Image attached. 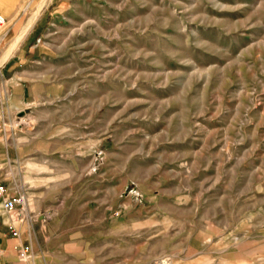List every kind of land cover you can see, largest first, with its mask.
I'll list each match as a JSON object with an SVG mask.
<instances>
[{
  "label": "rangeland",
  "instance_id": "1",
  "mask_svg": "<svg viewBox=\"0 0 264 264\" xmlns=\"http://www.w3.org/2000/svg\"><path fill=\"white\" fill-rule=\"evenodd\" d=\"M34 13L28 107L52 112L26 123L53 146L7 184L41 235L82 240L37 247H64L56 264H264V0H0V65Z\"/></svg>",
  "mask_w": 264,
  "mask_h": 264
},
{
  "label": "crops",
  "instance_id": "2",
  "mask_svg": "<svg viewBox=\"0 0 264 264\" xmlns=\"http://www.w3.org/2000/svg\"><path fill=\"white\" fill-rule=\"evenodd\" d=\"M43 32L44 29L40 21H37L18 47L11 51V55L1 65L9 92L7 107H0V180L6 184L16 180L15 170L21 171L23 164H25V167L28 164L34 166L31 160H23L22 152L27 154L30 153V149L53 146L52 136L41 139L36 131H32L33 125L26 123L29 117L35 119L38 115H49L52 112L49 109L41 110L28 107L36 95L37 86L34 79L40 73L35 65L38 56L36 41ZM83 136L85 137V134ZM86 138H89L88 134ZM20 189H22L21 186ZM31 212L27 208L24 220L20 218L13 221L14 227L19 231L18 238L11 236L8 229L10 222L6 216H2L3 225L0 226L2 256L0 264H56L59 256L65 254L64 247L56 246L49 251H44L37 247L40 242L43 244L68 245L82 241L79 235L74 234V231L68 228L64 230L58 227L54 234L41 235L44 221L39 217H35ZM99 214L98 211V216L92 215L87 219L100 221ZM60 218L67 221L75 219V217L64 216ZM26 245L31 247L30 258L26 262H20L17 258L18 250Z\"/></svg>",
  "mask_w": 264,
  "mask_h": 264
},
{
  "label": "built area",
  "instance_id": "3",
  "mask_svg": "<svg viewBox=\"0 0 264 264\" xmlns=\"http://www.w3.org/2000/svg\"><path fill=\"white\" fill-rule=\"evenodd\" d=\"M6 20L0 16V27L5 25ZM8 89L6 87V80L2 73L0 65V107H7ZM5 126V125H4ZM2 128V127H1ZM28 204L24 192L13 190L8 184L0 180V226L3 225L2 216H6L9 220V232L13 238L19 237V231L14 227L13 221L18 219H25ZM31 247L29 245L23 246L18 250L17 258L20 262H26L30 258ZM2 250L0 249V259ZM153 264H170L167 259H160Z\"/></svg>",
  "mask_w": 264,
  "mask_h": 264
},
{
  "label": "bare ground",
  "instance_id": "4",
  "mask_svg": "<svg viewBox=\"0 0 264 264\" xmlns=\"http://www.w3.org/2000/svg\"><path fill=\"white\" fill-rule=\"evenodd\" d=\"M38 14L34 13L32 16H30L28 18V20L26 21L25 25L22 27V32L20 33L21 36L19 39L15 40L14 43L18 42L19 40L23 39V37L29 32V30L32 28L34 22L37 19ZM17 44V43H16ZM11 49H9L7 52H5L2 56L1 61L4 62L10 55H11Z\"/></svg>",
  "mask_w": 264,
  "mask_h": 264
}]
</instances>
